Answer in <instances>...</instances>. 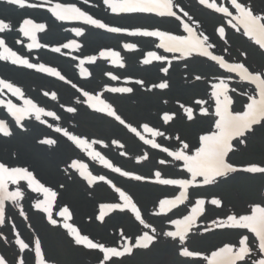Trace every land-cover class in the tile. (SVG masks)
I'll use <instances>...</instances> for the list:
<instances>
[{"label": "rangeland", "instance_id": "374dc122", "mask_svg": "<svg viewBox=\"0 0 264 264\" xmlns=\"http://www.w3.org/2000/svg\"><path fill=\"white\" fill-rule=\"evenodd\" d=\"M210 1L218 6L222 4L231 8V5L225 1ZM238 1L254 10L258 16H264V0ZM178 3L181 6L178 7V14L191 23L200 36L208 38V43L212 45L211 51L214 54L223 56L231 62L243 63L256 73L264 72V52L251 44L243 34L227 29L224 19L214 14L210 8H202L194 0H178ZM184 11L189 14L187 17L183 15ZM148 25L154 26L155 24L145 22L138 24L139 27H148ZM218 25L226 26V37L220 38L216 35ZM158 27L162 31L170 30L174 33L177 32L178 27L181 28L179 24L170 22H163ZM105 37L110 40V37ZM156 54L164 57V64L155 62L156 60L153 59V62L144 65L140 72L135 70L137 67L133 66L141 64L140 58L144 56L143 54L130 55L125 60L127 65L132 66L129 72H138V75L145 76L149 80L143 86L151 93L139 91L138 94L127 95L123 100L113 94H108V101L133 122H143L144 120L150 122L145 119V114L151 106L156 112L155 115L157 114L161 120L162 113H170L167 107H173V121L162 126V133L175 139L176 147L169 144L173 151H184L186 154H191L184 149V144L189 146V143L194 141L195 149H197L200 136L216 132L215 97L212 95L214 86L223 82L228 89L226 94L231 101L229 109L231 112L238 113L246 109L252 91L249 87L241 85L234 77L222 73L215 65L199 57L179 60L184 56L166 57L160 52ZM108 62L110 63V59ZM166 65L169 66V69L163 78L161 69ZM160 79L166 80L168 85L169 91L163 94L156 93L159 87L154 86L160 84ZM122 85L124 84L119 83L117 86ZM188 110H191L192 113L190 117ZM209 115H213L212 133L207 130ZM98 122L105 124L102 119H99ZM106 128L117 132L115 128L109 126ZM137 130L139 129L137 128ZM123 133L128 134L126 131H122ZM129 136L131 148L126 150L128 157L140 145L139 140L133 135ZM150 137L153 139V135ZM15 142L16 140L12 138L9 141H0V145H11L12 149H16V146L13 147ZM232 145L233 150L226 158L240 170L204 187L179 188L175 185L171 187L150 182L162 179L186 180L190 178L185 170L177 173L169 172L168 165L161 161L165 162L166 157L167 162L175 164L177 160L165 152L157 151L151 147L147 151L149 158L141 155V160L144 163L141 170L128 168L130 172L135 173L134 178L124 179L105 171V178L101 180L98 176L96 184L92 188L85 187L84 180H80V184L87 190L75 181L68 180L65 182V191L69 190L78 194V201L75 204L70 203L75 213H81L80 218L76 221L82 222L83 227L92 235V239L107 242L108 245L105 246L107 248H116L121 252V249L127 243L129 244L128 251H124L121 256L109 255L107 264H208L211 254L224 246H228L232 252L237 254L240 253V247L245 246L247 251L236 264H257L261 258L247 229L225 227L220 222L227 224L229 216L251 215L254 207H264V173H249L242 170L252 166L264 167V124L254 125L252 130L246 132L244 136L235 139ZM35 151L39 154L37 150ZM13 155L17 157L16 154ZM26 155L24 154L25 157ZM40 157L49 169L51 167L54 169L53 163L42 156ZM156 173H160V176L157 177ZM137 176L142 179H135ZM41 177L47 182L51 180L50 177H44V175ZM19 185L15 184L12 189ZM80 186L84 190L83 195L80 193ZM118 190L128 196L132 204H135L141 213L143 224L136 219L131 205L125 204ZM181 193L184 194L183 199H180ZM213 199L219 200L220 205H212L211 200ZM163 200L175 201L174 208L165 215H162L160 209V202ZM201 200L205 203L201 205L200 214L197 215L191 228L184 233V239L170 237L168 233L174 232L175 229L173 222L183 221L185 217L191 215V209ZM77 203L79 208L82 207L81 210L76 207ZM101 203H110L116 207L104 222L95 224L92 221L94 224H89L87 220L92 219V216L98 212ZM21 215L19 220L15 219L10 224L16 229L17 235L11 237V234L6 233L3 229L4 237L0 236V254L6 259V264H33V236L21 233V230H26L25 223H28L33 231L39 233L37 239L40 243L41 260L44 264H103L102 248H78L74 239L64 237L49 225H43L36 216L32 218L31 214L27 212ZM146 233L152 237V242L145 248L137 246L136 241ZM245 238L246 242L241 244ZM18 240L28 247L21 250L17 243ZM185 251L195 253V255L185 256L183 254Z\"/></svg>", "mask_w": 264, "mask_h": 264}, {"label": "snow or ice", "instance_id": "6c2138e0", "mask_svg": "<svg viewBox=\"0 0 264 264\" xmlns=\"http://www.w3.org/2000/svg\"><path fill=\"white\" fill-rule=\"evenodd\" d=\"M8 3L18 4L19 6H25L24 0H7ZM104 3L111 9V11L115 14H155L159 17H174L176 19H180L177 16V13L174 11L175 5L173 4L172 0H104ZM201 5L206 6L207 8L213 9L216 12L222 13L224 16L230 18V23L233 18V12L229 10L228 7H218L214 3H210L209 0H199ZM231 8L235 11L236 15L234 17L235 21L243 25L244 32L246 35L255 36L257 37L256 43L261 47L264 48V16H256L253 15L252 11L244 6L242 3L238 2V0H231ZM53 15H55L60 20H68V19H78L83 20L85 23L95 26L98 29H105L111 33H122L125 32L126 29L119 26H109L107 23L102 22L99 19H94L92 16L86 14L85 12L81 11L79 8L75 7L74 5H62L56 4L54 8L51 9ZM183 11V10H182ZM183 15L187 17L189 14L184 11ZM25 25H31V31L27 28L22 27L20 30L24 32L26 36H30L33 41H35V36L32 34L35 31H41L44 29L43 24H33L30 20L24 21ZM236 26V25H233ZM8 25L4 24L3 21H0V31L6 29ZM183 30L187 33V36L183 34L179 35H172L169 34L167 31H160V30H136L128 33L129 35L133 36H143V37H155L158 38L160 41L159 47L164 49L168 53H181L184 56H189L192 53H198L203 57L208 58L213 62H217L221 67L223 64L226 63L221 57L214 55L211 51L212 45L208 43L207 37L199 36L192 26L189 23L182 24ZM77 35H80V30L76 29ZM219 33L221 36L224 35V28L221 27L219 29ZM3 46V41H0V47ZM37 46L35 43L29 45V47ZM64 47L66 48H75L76 44L73 41L72 43L65 44ZM126 48L133 49L135 45L133 44H126ZM7 55L3 52H0V59H12L13 63H19L27 66L28 68H35L38 71L48 73L52 76H56L59 79L63 80L64 77L52 67H45L43 64H32L29 63L26 59L18 57L16 53L11 52L8 49H5ZM55 52H59L60 48L53 49ZM101 57H118V53L116 52H101ZM148 56L157 60L163 61L164 57L161 55H157L155 52H148ZM95 60V57H89L88 62H92ZM145 64L149 63V60L144 61ZM238 66L241 69H244L250 78H242L241 74L237 70L227 69L231 73H238L239 76L250 82L251 84L255 85L258 89L259 100L255 97H249L250 103L247 104V110L241 113L233 114L229 111V104L230 98L226 94L227 89L224 88L221 91L217 86L222 85L223 82L216 84L215 91L212 95L215 97V114L219 117L218 120L215 122L216 132L212 133L211 135H204L200 138V146L195 150V152L191 155L186 154L184 151H173L169 152L167 148H163L162 150L168 153L169 156L174 157L177 161H183L186 172L191 176V183L196 182L197 177H202L205 184L212 182L215 178L218 177H226L229 173H234L240 169L234 167L231 163H229L226 159L228 154L233 150V145L231 141L235 137H242L245 135L246 132L252 130L254 125H261L264 124V72L261 73H252L250 72L243 64H228ZM224 68V67H223ZM83 71V69H82ZM163 71L165 73L168 72L167 67H163ZM115 79L116 77H112ZM137 83H143L142 81H137ZM158 86L161 89L168 87L166 83H160ZM8 89L13 95L22 96L19 88L13 87L11 83H7L3 80H0V91L3 89ZM111 92H118V93H130L132 91L131 88H111L109 89ZM83 95L88 98V102L90 107L94 108L96 111L106 113L108 116L114 117L120 124L124 125L125 121L117 115L115 110L112 106L106 103L103 99L90 95L88 92H84ZM55 98V96H53ZM25 104L29 106L27 109H15L14 105L11 103L7 104V107L10 112L15 116L16 121L19 122L23 115L26 114L31 109H35L36 118L39 119L41 114L47 116H54L52 112H44L43 109L36 108L35 105L31 103V101L26 100ZM99 105V107H97ZM69 112L75 111L73 108L68 109ZM192 115L191 110H188V116ZM170 116L165 114L163 116L164 121L170 120ZM144 128L149 132L150 135H158L152 129L148 127V125H144ZM58 132L61 129H56ZM129 130L132 133L139 135L137 128L130 127ZM0 131H3L6 135L7 130L2 121H0ZM68 139L78 146H82L85 150H88V142L86 140H81L75 135H69L67 132L64 133ZM141 139H144L141 137ZM48 143H52V141H47ZM147 144H151L153 148H159L160 145L153 142L152 140H145ZM184 149H188V145H183ZM96 157H99V153H90ZM102 160L103 158L100 157ZM103 163L107 167H112L107 161H103ZM164 163V161H161ZM82 168L83 165H80ZM114 172L120 173V168H112ZM243 171L249 173H264V167H248L242 169ZM122 175H129L127 172L121 173ZM157 177L160 176V173H156ZM24 179L27 180L29 186H32L35 191L42 192L46 198L44 204V211H48V205L51 202V198L54 197L56 194L52 192L50 189L44 187L43 185L39 184L33 175L25 169L21 168H6L3 164H0V192H4L5 188L4 185L6 180H10L12 183H16L19 180ZM102 180L103 177H100ZM135 179L139 180L142 179L141 177L137 176ZM159 183H163L164 185H178L180 188H185L190 183L186 180H176V179H163L158 180ZM119 191V190H118ZM21 194L19 191L14 193H6L7 198L15 199L19 197ZM120 196L123 197L126 205H131L132 211L135 213V217L139 220L142 224L144 223L143 219L141 218V213L137 210L135 204H132L129 197L126 196L123 192H120ZM5 195H0V223L3 222L4 218V207L3 202L6 198ZM184 198V194L181 193L180 199ZM175 203L174 200H163L160 202V209L163 211L166 205H171ZM205 201L201 200L198 201L196 206L191 209V215L185 217L183 221H174L173 223L177 226L178 230L175 232H169L168 235L170 237H179L181 240L184 239V233H186L192 226L193 222L195 221L197 215L201 211V205H203ZM220 201L217 199L211 200V204L214 206H219ZM37 208H40L41 205L37 204ZM105 207H116V205H107ZM68 210L64 209L61 212L62 216L67 215ZM101 219H103V211H101ZM228 223L224 224L220 222L221 225L228 227H240L244 229H251L252 232L256 233L261 242V250H264V207L256 206L252 209L251 215H242L240 217L236 216H229L227 218ZM55 223V221H52ZM181 225L183 227L181 228ZM147 227V225H145ZM66 228H70L71 232L74 234L75 242L77 244H86L88 248L95 249L101 247L93 243L88 237L81 236L76 229L71 228L70 225H65ZM143 242L146 246L147 243L152 239L147 233L143 236ZM246 242V238L241 241V244ZM20 245V249L24 250L28 247V245L24 244L22 241H17ZM137 246H140L141 241H136ZM36 257H37V264H44L43 260L40 259L41 249L40 243L36 241ZM102 251L105 253L107 257L109 254L113 257H119L122 255L120 251L116 248H102ZM125 251H128L126 248ZM229 249H221V252H227ZM247 251L246 248L241 247L240 253L234 257V260H240L245 252ZM185 256L195 255V253H191L185 251L183 253ZM220 252H213L212 259L208 260V264H217L216 257L219 256ZM233 261H229V264H234ZM0 264H5L3 258H0ZM260 264H264V260L260 261Z\"/></svg>", "mask_w": 264, "mask_h": 264}, {"label": "bare ground", "instance_id": "6f19581e", "mask_svg": "<svg viewBox=\"0 0 264 264\" xmlns=\"http://www.w3.org/2000/svg\"><path fill=\"white\" fill-rule=\"evenodd\" d=\"M74 2L75 7L79 8L81 11L85 12L87 14V10L89 6H97L98 9H101L100 6H98L97 2L95 0H88V3H82V0H71ZM81 1V2H80ZM33 2V1H31ZM21 7V6H20ZM95 7V8H97ZM22 12H25L27 14H34L36 11H31L27 9L25 6L21 7ZM7 10H13L10 8H7ZM104 10V9H102ZM13 11H10L9 13L5 14L0 10V21H3L4 24L9 21V18L14 20L13 18L16 17V14H11ZM105 12V11H104ZM107 20L110 18H113L111 15H104ZM43 21H40V24H43L46 27V22L42 18ZM14 21H12V24ZM6 29L3 31H0V39H3L1 41H5L4 33L11 30V34H14L13 32L16 30V24L11 26L9 24ZM227 25L229 28H233V24L227 22ZM44 27V29H46ZM48 28V27H47ZM49 29V28H48ZM60 32H56L55 38L60 40L65 36L66 29L65 28H58ZM16 32V31H15ZM54 32V29H51V32L48 34L49 36H52ZM12 45L18 50L19 47L15 46L14 43ZM105 43H103L101 46H104ZM53 46V45H51ZM111 46V45H108ZM142 46H145L144 44ZM148 46V45H147ZM50 47V46H49ZM100 47V46H99ZM107 47V46H106ZM18 57H21L23 59H28L26 56L18 51ZM188 58V57H187ZM31 62L30 60L28 61ZM75 62V61H74ZM57 62H50V64H54ZM26 69V68H25ZM64 74H66L65 70L63 69ZM111 74V72H108ZM8 75H4L3 72L0 71V78L3 79H12L16 81L17 83L24 85V88L29 86L31 82L29 79L31 78L32 70H26L21 72H8ZM63 76V75H62ZM64 79L67 82H71L72 84L76 83L75 77H67L63 76ZM97 82L101 81V78L99 76V73L95 77ZM134 77H129L127 79L128 82H133ZM53 80L58 81V77H53ZM4 81V80H3ZM64 81V82H66ZM163 83V82H162ZM126 87V86H124ZM21 88V87H20ZM23 91V89L21 88ZM49 91V88L47 89ZM28 91L32 94L33 92L30 88H28ZM169 90L167 88L161 89L158 91V93H164L168 92ZM69 91L67 89H63L61 91V101L58 103H51L49 110L44 109V111L52 112L54 113L53 119H47V118H40L39 120L41 122H31V123H39L41 124V127H32L31 125L28 126V131L23 132H15L13 135V139L16 140L13 147L16 146V148L19 150V154L17 155L16 159H13L11 153L15 151V149H12L11 145H0V154L11 162V166H16L17 168L25 169L28 172H30L34 178H38L39 175H44V177H50V186H47L48 189H50L52 192H54L56 195L51 198V202L48 205V211H45L46 216H50L51 214L55 213L54 218L49 219V222L47 221V224L50 226H56L61 234L68 233L70 228H66L65 225L72 226L73 224V216L70 214V203L73 202L75 204L78 200V194H74L70 192L69 190L62 191L59 188V182L58 179L63 176L67 169L73 170L77 163L76 160H78V154L77 151L81 150L84 154V157L87 159L88 162L94 163L89 155L90 153H100L104 158L103 161H107L109 164L112 165V167H107L105 164L103 166L110 168V171H113L112 168H120L121 173L127 172L129 175L125 176L122 175L124 179H130L134 178L135 173L130 172L128 168L134 169V170H141L144 166V163L141 160V155L143 154L144 157H150L148 154V149H150L151 144H147L143 141L140 142V145L137 146V150L134 151L129 157L126 153L127 149L131 148L130 144V137L127 136L126 133L122 134L121 130H127V132H130V127H140L143 129L144 138H147L149 140L150 134L149 132L144 128V125H148L150 129H152L155 133H158V135H153V142L160 145L159 149L167 148L169 152H173L171 146L169 144H172L174 147H176L175 139L172 137H167L165 134L162 133V126H164L165 123H171L173 121V107H167L170 111V120L168 121H162L158 118L157 114L155 115V111L152 109V106L150 109L146 111V118L150 122L144 120L143 122H133L132 120H129L127 117L123 118L121 117V113L118 112V110L114 109L117 115H119L124 121L125 124L122 125L117 121L114 117L107 116V117H95L93 118L88 117L87 110L84 117L82 119H79L75 116H73L71 113H69L64 106V101H66V97L68 95ZM142 95V94H141ZM100 98V97H99ZM103 99V97H101ZM167 99V98H165ZM42 105H45L46 103H41ZM62 106V107H60ZM99 119H102L105 124H102L98 122ZM97 120V121H95ZM63 122L65 125H61V127L55 126V123ZM91 122V123H90ZM209 125L207 130L211 133L213 131V127H211L212 118H209L208 121ZM51 124V127L48 125ZM106 126H109L110 128L117 129V133L112 131L109 128H106ZM47 127V128H46ZM51 128H53L51 130ZM59 128L61 131H57L56 129ZM67 132L69 135H75L81 140H86L88 142V150H85L84 147L78 146L74 142L70 141L67 136L64 135V133ZM118 134L119 142L115 140L114 142L110 143L109 140L111 137H115ZM47 141H52V143H48ZM188 149H186L189 152L195 151V142L191 141L189 143ZM146 145V146H145ZM37 150L39 154L36 153L35 150ZM118 148V150L116 149ZM97 151V152H96ZM163 151V150H162ZM26 155V157L24 156ZM162 154V153H161ZM168 154V153H167ZM46 158L49 162L53 163L54 169L51 167L48 168L47 164L43 161V159L40 156ZM163 155V154H162ZM164 156V155H163ZM125 157V158H124ZM128 157V158H126ZM102 161V162H103ZM169 168V172H175L181 171L184 169L183 165L179 162L175 164H170L169 162L166 163ZM88 169H90V166H87ZM40 171V172H39ZM75 181H78V177L73 174ZM76 177V178H75ZM87 177V176H86ZM85 177V178H86ZM27 181V180H25ZM57 183V184H56ZM80 193L83 195L84 190L82 188H79ZM78 190V191H79ZM19 191L20 194L22 192L23 196L25 197V202L23 203L24 208L32 212L33 208H36V203L39 200H36V197L38 195L34 194V196L31 194V190L27 188H19L16 189V192ZM121 191H119L120 193ZM30 194V195H29ZM20 199V197L18 198ZM46 197H44L43 203L40 208H44V204L46 201ZM83 200V199H80ZM78 207V203L76 205ZM67 209V215L62 216L61 212ZM78 209H82L78 207ZM166 210V209H164ZM57 211V212H56ZM99 215V214H98ZM78 214L76 213V218H78ZM101 217V215H100ZM99 216H96V220H101ZM104 218V217H103ZM5 220V216L3 218ZM38 221H41V219L37 218ZM52 221H55V223H52ZM89 224H94L92 219L87 220ZM60 223L59 226L53 225L56 223ZM77 232L79 233V230L83 229L81 225L77 226L75 228ZM142 240V238H141Z\"/></svg>", "mask_w": 264, "mask_h": 264}]
</instances>
